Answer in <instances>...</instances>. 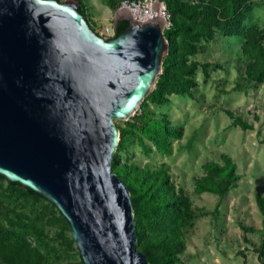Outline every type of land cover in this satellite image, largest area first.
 Here are the masks:
<instances>
[{"label": "rangeland", "instance_id": "374dc122", "mask_svg": "<svg viewBox=\"0 0 264 264\" xmlns=\"http://www.w3.org/2000/svg\"><path fill=\"white\" fill-rule=\"evenodd\" d=\"M74 1L100 36L124 0ZM158 2L168 51L151 93L116 122L112 161L135 248L149 264H264V0H176L181 15ZM170 50L180 70L163 67ZM15 244L42 264H83L55 206L0 178V264Z\"/></svg>", "mask_w": 264, "mask_h": 264}, {"label": "water", "instance_id": "95a60500", "mask_svg": "<svg viewBox=\"0 0 264 264\" xmlns=\"http://www.w3.org/2000/svg\"><path fill=\"white\" fill-rule=\"evenodd\" d=\"M74 0H0V176L51 203L83 264H149L126 185L112 171L125 121L151 93L165 21L91 30Z\"/></svg>", "mask_w": 264, "mask_h": 264}, {"label": "trees", "instance_id": "16d2710c", "mask_svg": "<svg viewBox=\"0 0 264 264\" xmlns=\"http://www.w3.org/2000/svg\"><path fill=\"white\" fill-rule=\"evenodd\" d=\"M163 1L167 5V8L173 10L174 14L181 15V10L178 3H176V0H163ZM78 10L82 14V16H84L82 6H79ZM128 24H129L128 19L125 18L119 19L114 27V37L118 36L121 32H123V30L128 26ZM170 33L171 32H167L166 33L167 35L165 34V36L169 37ZM180 58H181V63H183L181 66H184L182 56H180ZM178 59H179L178 54L175 51L170 50L169 54L166 56V58L163 61V67H165V70L169 69L172 66L175 67V70L178 69L180 70V67L177 65ZM166 85H169L168 80H163V82L159 84L157 92L156 93L153 92L149 97L154 100L155 98H157L158 95L160 96L161 90ZM173 86L177 93H182L185 90L184 84L174 83ZM119 136L122 138L123 136L122 131H120ZM0 178L4 179L2 176H0ZM9 184L18 186L16 183H9ZM25 191L33 197L44 199L39 194H36L29 189H25ZM257 205L259 210L264 214V200H262L261 198H257ZM13 246L14 247L11 250H9L8 252H6V254H4L5 255L3 262L4 264H42V255L36 249L30 247L28 244H15Z\"/></svg>", "mask_w": 264, "mask_h": 264}, {"label": "built area", "instance_id": "2783aa9c", "mask_svg": "<svg viewBox=\"0 0 264 264\" xmlns=\"http://www.w3.org/2000/svg\"><path fill=\"white\" fill-rule=\"evenodd\" d=\"M152 5L164 11L162 4L158 2V0H124L120 2L119 6L115 10V13L120 9L124 8L130 12L132 19H134L135 21L143 22L150 16L152 12ZM115 13H114V22H115ZM166 24H167V20H165V25ZM100 36L101 37L103 36V38L105 39L109 37H113L114 26L105 27L103 29V32L100 34Z\"/></svg>", "mask_w": 264, "mask_h": 264}, {"label": "bare ground", "instance_id": "6f19581e", "mask_svg": "<svg viewBox=\"0 0 264 264\" xmlns=\"http://www.w3.org/2000/svg\"><path fill=\"white\" fill-rule=\"evenodd\" d=\"M154 17H161L165 21V18H164L162 10L158 9V8L154 7V5H152V12H151L150 16L146 20H144L143 22H147V21L153 19Z\"/></svg>", "mask_w": 264, "mask_h": 264}]
</instances>
